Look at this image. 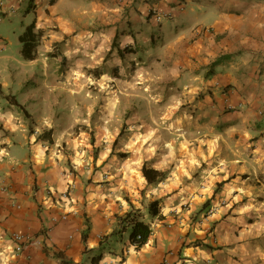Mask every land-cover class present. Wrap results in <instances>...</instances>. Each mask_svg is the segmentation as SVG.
Listing matches in <instances>:
<instances>
[{"label": "crops", "instance_id": "obj_1", "mask_svg": "<svg viewBox=\"0 0 264 264\" xmlns=\"http://www.w3.org/2000/svg\"><path fill=\"white\" fill-rule=\"evenodd\" d=\"M161 11L166 23L150 15ZM110 18L117 21L105 28ZM5 21L18 53L11 35L0 34V264H264V200L255 197L264 195V0H0ZM33 21L45 34L37 58L26 60L19 35ZM119 33L139 61L143 42L166 44L168 36L185 66L202 59L190 130L211 133L204 143L222 139L213 172L195 181L173 172L154 190L142 175L147 159L82 156L75 123L61 128L44 95L10 89L11 80L36 77L29 65L56 59L59 44L106 36L109 51ZM153 200L161 217L144 215ZM132 212L151 227L141 247L130 239ZM14 233L26 237L21 251Z\"/></svg>", "mask_w": 264, "mask_h": 264}, {"label": "rangeland", "instance_id": "obj_2", "mask_svg": "<svg viewBox=\"0 0 264 264\" xmlns=\"http://www.w3.org/2000/svg\"><path fill=\"white\" fill-rule=\"evenodd\" d=\"M159 14L156 21L166 23L169 13L161 11ZM115 21L110 18L111 24L102 25L108 28ZM10 24L12 22H3L0 34L11 35L13 52L18 53L17 33L10 32ZM150 30L158 31L154 27ZM102 38L88 45L92 47L81 40L69 43L67 48L59 44L52 52L58 59L50 55L48 60L41 58L35 65L25 68L34 72L35 78L19 85L7 76L11 80L10 89L16 93L35 90L44 95L46 113L52 114L50 119L61 128H69L75 123L73 134L79 136L83 141L81 146L87 150L81 152L82 156L98 158L105 154L140 162L147 159V164L155 162L163 166L168 178L171 173L178 172L182 176L188 174V181L213 172L218 158L224 153L218 147L222 139L204 143V138L213 139L211 133L204 136L207 131H199L201 129L198 130L196 125L193 131L190 130L195 100L203 95L199 82L203 75H199L200 79L195 78L201 71L200 67L197 72L202 59L194 57L187 60L185 66L178 53L181 47L171 44L168 36L166 44L159 41L154 46L148 40L142 41L146 48L140 53V61L137 55L128 54L126 60H119L115 54L105 64L110 38ZM104 65L118 67V73L108 71L100 77L91 74L92 70ZM53 100H57V104L48 106L47 102ZM161 183L154 184L153 189ZM216 186L220 188L218 184ZM255 197L264 200L262 194ZM144 199L148 196L139 200L144 204ZM149 204L144 215L150 213Z\"/></svg>", "mask_w": 264, "mask_h": 264}, {"label": "trees", "instance_id": "obj_3", "mask_svg": "<svg viewBox=\"0 0 264 264\" xmlns=\"http://www.w3.org/2000/svg\"><path fill=\"white\" fill-rule=\"evenodd\" d=\"M31 5V4H30ZM30 9V8H28ZM151 16L153 15L155 18L156 16H159V12H156V14H150ZM44 31L43 30H38L36 28V22L33 21L30 23L25 31L19 35V40L21 42V51H22V56L26 60H34L37 58V49L38 46L41 43V40L44 37ZM124 35L122 33L117 34L112 41L111 48L104 59V63L106 64L109 60L114 58V54H118L121 59H124L125 56L128 54L132 53H137V49L132 47L131 44L129 43H123ZM226 55L221 56L217 58L215 61L210 63L208 66V70L206 71V77L210 78L214 74V68L220 64L221 61L226 59ZM140 60L142 58H139ZM119 68L115 67L113 68L112 66H101L99 68H96L91 71V74L96 73V77H100L101 75L107 73L108 71H112V73H118ZM117 77V76H116ZM9 97V96H7ZM48 134H51V132H46L45 135L47 136ZM142 175L146 179L148 184H158L160 182H163L165 179H167V172L166 171H161L157 170L153 167H149L147 162L143 164L142 167ZM221 184H219L220 186ZM160 206H159V200H153L149 204V212L152 217L155 216H160ZM127 218L131 220V233H130V239L132 243H137L138 247H141L146 243L148 240L150 234H151V227L148 223L144 222L142 219L141 214H135V213H128L126 215ZM97 258V257H96ZM101 256L98 257L100 259Z\"/></svg>", "mask_w": 264, "mask_h": 264}, {"label": "built area", "instance_id": "obj_4", "mask_svg": "<svg viewBox=\"0 0 264 264\" xmlns=\"http://www.w3.org/2000/svg\"><path fill=\"white\" fill-rule=\"evenodd\" d=\"M0 44H2V40H0ZM66 194H64V196H66ZM194 197H195V195H192L190 197V199H194ZM207 212H208L207 214L210 215L213 212V210L209 209ZM12 238L16 242V250L17 251H21L22 250V245L25 242L26 237L23 234H21V233H14ZM133 244H134V246L137 245V243H133Z\"/></svg>", "mask_w": 264, "mask_h": 264}]
</instances>
